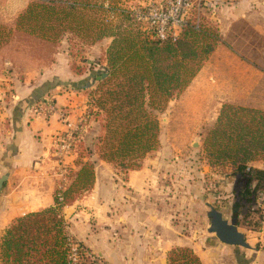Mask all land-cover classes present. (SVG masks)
Returning <instances> with one entry per match:
<instances>
[{
    "label": "trees",
    "instance_id": "obj_1",
    "mask_svg": "<svg viewBox=\"0 0 264 264\" xmlns=\"http://www.w3.org/2000/svg\"><path fill=\"white\" fill-rule=\"evenodd\" d=\"M107 9L105 0H34L19 13L15 27L0 22V60L41 67L66 34L89 44L111 38L105 52L108 75L93 89L87 116L101 123V158L127 172L140 169L158 149L159 114L188 88L221 37L204 19L199 29L188 25L179 36L160 40L125 9L117 20L106 15ZM203 148L211 165L244 174L264 189V169L249 167L264 158V109L223 103ZM78 155L72 180L56 189L54 204L15 218L5 230L2 264H72L70 243L83 244L70 233L65 207L88 193L96 180V161L84 160V149ZM248 195L245 188L242 197ZM168 264L203 262L191 247L177 246L168 252Z\"/></svg>",
    "mask_w": 264,
    "mask_h": 264
},
{
    "label": "crops",
    "instance_id": "obj_2",
    "mask_svg": "<svg viewBox=\"0 0 264 264\" xmlns=\"http://www.w3.org/2000/svg\"><path fill=\"white\" fill-rule=\"evenodd\" d=\"M32 1L1 0L3 12L9 11L12 23L1 21L3 13L0 22L15 27L17 16ZM216 11L214 19L222 27L221 31L234 42L242 39L243 47L250 46L243 48L244 51L264 53V0H216ZM68 36L66 34L65 38ZM232 49L239 51L237 47ZM222 52L220 39L209 58L218 67L236 69L233 74L241 87L239 99L245 100L241 103L232 96L228 101L264 109V66L240 54V58L220 61ZM55 57L50 66L42 68L19 67L9 59L0 65V243L15 218L54 204L62 175L54 147L65 125L56 112L35 110L33 99L40 98L35 91L41 94L51 77L71 74L67 49L57 51ZM204 67L205 64L192 82ZM55 83L56 87L67 84ZM213 87L218 90L220 86L214 84ZM51 99L58 106L75 104L79 96L74 91L56 92ZM218 114L219 111L216 116ZM155 151L153 156L145 157L140 169L127 172L114 171L116 168L113 169L111 163L100 159L98 166L96 163L94 187L70 205L73 209L68 218L70 233L109 264H168V252L177 246L191 247L203 264H264V231L252 230L236 217L238 203L234 201L240 174H234L227 167L226 173L216 176V182L223 188L216 194L226 200L220 204V211L229 220L237 219L251 247L223 243L211 232L203 235L196 222H188L195 231L193 237L186 240L173 223L170 197L163 184L169 175L166 171L169 167L165 170L164 163L160 164L164 161V151ZM73 158L71 154L66 163H73ZM249 167L264 169V158L250 162ZM99 168L104 170L105 177Z\"/></svg>",
    "mask_w": 264,
    "mask_h": 264
},
{
    "label": "rangeland",
    "instance_id": "obj_3",
    "mask_svg": "<svg viewBox=\"0 0 264 264\" xmlns=\"http://www.w3.org/2000/svg\"><path fill=\"white\" fill-rule=\"evenodd\" d=\"M140 1L142 2V0H123L122 2L121 0H111L106 3L105 0V3L112 7V9H107L106 15L110 19L117 20L121 16V9H127L131 4L136 5ZM3 11V2H0V19L3 13L1 21L11 24L9 11ZM217 13L216 6L207 7L204 9L203 16L205 21L209 22L221 37L223 52L220 54L219 60L227 61V59L232 60L235 57L240 58V54L250 57L264 66V53L258 50L251 53L244 51L243 48H246L247 45L243 47L242 43H240L242 39L238 43L234 42L225 31H221L222 27L214 19ZM109 39L105 38L97 43L89 44L84 43L79 37L69 34L63 42L61 41V46L59 45L60 47L56 49V52L67 49L69 52L68 64L72 70L71 74L66 75L61 73L58 76L51 77L50 80H47L50 81L48 85H45L47 88H44L41 94L35 91L37 95H41L40 98L36 97L33 99V104L36 105L34 108L37 111L40 110L39 105L41 104L46 105L50 103L51 105H55L52 103L54 100L51 98L56 92L63 94L64 92L70 93V91H74L79 96L75 104H71L68 101L69 103L66 102L68 104L55 105L56 107L60 106L61 109H68L70 121L73 123V127L69 128L68 132V127L65 126V130L59 133L57 145L54 147V154L59 158V164L62 168V175L57 186L59 189H64L70 184L72 180L71 172L77 168L78 154L83 149L85 154L84 160L92 158L98 166L100 159H102L100 156L101 152L98 149L100 145L99 135L103 131L101 123L94 117H88L87 115L89 107L94 103L93 89H95L96 84L100 81L97 77L106 71L105 52L111 42H109ZM232 47L239 48V51H234ZM249 47L248 45L247 48L249 49ZM55 54L46 65L41 67L15 65L24 68L50 66L56 59ZM4 61L0 60V63H4ZM255 70L259 72L258 69ZM234 71H236L235 68L222 67V65L218 67L209 58L197 80L193 81L179 97L172 99L167 109L159 114L160 145L158 149L159 151L163 150V155L165 156L164 161L160 162V164L164 163L165 170L169 167V170H166L169 175L164 178L163 184L170 197L173 223L176 226L178 234L186 237V240H189V237H193L192 234L195 231L194 227L190 226L188 222H196L199 225L201 234L208 235L210 226L208 212L211 206L220 210L222 208L220 204L226 201L223 195L221 197L217 195L223 188H221L219 182H216L218 180L216 176L219 177L226 173L227 167L211 165L203 146L207 132L213 127L217 119V111L220 110L223 103L229 102L228 98L232 96L236 99L238 98L241 103L245 102V100L239 99L241 98V94H239L241 93V87L237 83L238 77L236 79V75L233 74ZM56 81H63L67 84L56 87ZM214 84L220 86L218 90L214 89ZM73 86H77V89ZM71 130L73 131V135L70 137ZM64 139L74 144L73 148L71 147L68 151L70 154L64 153L65 151L60 153ZM71 154L74 155L72 159L73 163L71 161L66 163L65 160H69ZM149 154L153 156L154 152ZM110 165L112 168L114 167L113 169L116 168L114 171H121L113 163ZM99 171H102L104 177L106 176L104 170L99 168ZM247 182V177L244 174L238 176L237 193L235 194L234 201L238 203L237 219L250 229L257 230L255 223L249 219V205L243 201L242 197V191L245 189ZM65 209L67 218H70L73 211L72 207L66 206Z\"/></svg>",
    "mask_w": 264,
    "mask_h": 264
},
{
    "label": "built area",
    "instance_id": "obj_4",
    "mask_svg": "<svg viewBox=\"0 0 264 264\" xmlns=\"http://www.w3.org/2000/svg\"><path fill=\"white\" fill-rule=\"evenodd\" d=\"M110 1L106 0V3ZM106 3L105 6L112 9ZM215 6L216 0H142L136 5L131 4L125 10L141 21L147 30L154 32L160 40H165L170 36L174 38L179 36L184 27L188 25L199 29L204 21V9ZM39 109L56 112L59 119L68 127L67 132L69 128L73 127L68 109H61L50 103L39 105ZM72 135L73 131L71 130L70 137ZM73 146L74 144L64 139L60 153L65 151L64 153L70 154L68 151ZM245 188L248 189L249 195L247 198H243V201L249 205V219L255 223L257 230L264 231V189L258 187L254 180L248 181ZM70 246L69 259L72 264H109L100 255L78 242H71Z\"/></svg>",
    "mask_w": 264,
    "mask_h": 264
},
{
    "label": "water",
    "instance_id": "obj_5",
    "mask_svg": "<svg viewBox=\"0 0 264 264\" xmlns=\"http://www.w3.org/2000/svg\"><path fill=\"white\" fill-rule=\"evenodd\" d=\"M107 75L108 73L104 72L97 78L102 80ZM208 217L210 218L209 232L215 233L220 241L230 245L251 247L245 233L240 231L236 218L231 220L225 218L223 212L214 206H211Z\"/></svg>",
    "mask_w": 264,
    "mask_h": 264
}]
</instances>
